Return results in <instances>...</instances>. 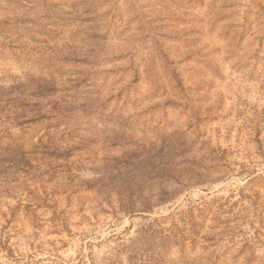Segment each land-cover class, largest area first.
<instances>
[{"label": "rangeland", "instance_id": "rangeland-1", "mask_svg": "<svg viewBox=\"0 0 264 264\" xmlns=\"http://www.w3.org/2000/svg\"><path fill=\"white\" fill-rule=\"evenodd\" d=\"M96 1V32L74 35L90 16L75 0L0 24L58 58L52 102L94 116L71 171L52 161L1 198L0 264H128L126 247L143 264L264 263V0Z\"/></svg>", "mask_w": 264, "mask_h": 264}, {"label": "trees", "instance_id": "trees-1", "mask_svg": "<svg viewBox=\"0 0 264 264\" xmlns=\"http://www.w3.org/2000/svg\"><path fill=\"white\" fill-rule=\"evenodd\" d=\"M0 9L4 12V21L0 24L13 26L24 23L22 20L33 22L27 17L19 18L9 14L14 13L21 6L44 7L51 10L54 0H2ZM60 1V0H58ZM85 5L83 12L89 17L76 18L74 35L79 28H88L93 32L103 28L101 19L96 11V0H75ZM86 23V24H84ZM19 41L7 35L0 38V206L1 198L12 196L19 179L29 175H53L52 161L63 162L71 171L75 164L72 153L71 137L81 128L94 124V116L90 111L80 114H70L65 110L63 100L52 102L51 90H54L55 75H62L58 58L53 57L37 42ZM49 51V50H47ZM50 52V51H49ZM16 70V71H14ZM64 94L81 97L85 94L86 86L78 85L59 87ZM96 121V120H95ZM264 178V175H263ZM257 182L251 179L252 185ZM16 184V186H15ZM13 213L11 212V216ZM128 264H143L133 261L136 257L135 249L126 247ZM11 252L10 248L7 249ZM35 253H30V264L35 261ZM88 259V261H86ZM27 261L25 264H29ZM95 264L93 258L80 254L75 264ZM149 263V262H148ZM48 264H66L63 259L52 255ZM110 264H122L120 256L115 257ZM150 264L152 259L150 258ZM216 264V260L210 262ZM264 264V263H259Z\"/></svg>", "mask_w": 264, "mask_h": 264}]
</instances>
